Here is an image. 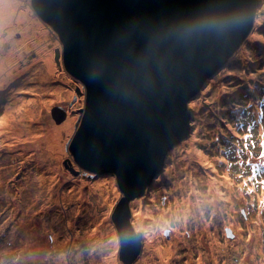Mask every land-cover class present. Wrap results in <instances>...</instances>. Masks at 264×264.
<instances>
[{
  "label": "rangeland",
  "instance_id": "rangeland-1",
  "mask_svg": "<svg viewBox=\"0 0 264 264\" xmlns=\"http://www.w3.org/2000/svg\"><path fill=\"white\" fill-rule=\"evenodd\" d=\"M51 30L30 0H0V119L24 102L7 118L29 117L30 105L35 117L22 127L39 131H22L35 143L7 136L16 126L0 127V264H124L111 219L122 198L115 177L70 171L67 146L84 98L56 63L61 45ZM47 56L54 67L48 82L41 78ZM45 87L60 91L40 93ZM56 107L67 111L60 124L51 115ZM189 111V137L131 202L132 225L143 236L134 264H264V0L247 40ZM60 127L50 142L59 136L62 148L52 152L46 134ZM160 248L170 253L163 261Z\"/></svg>",
  "mask_w": 264,
  "mask_h": 264
},
{
  "label": "water",
  "instance_id": "water-1",
  "mask_svg": "<svg viewBox=\"0 0 264 264\" xmlns=\"http://www.w3.org/2000/svg\"><path fill=\"white\" fill-rule=\"evenodd\" d=\"M30 5L60 42L57 65L81 85L75 93L84 98L82 116L67 146L70 171L115 177L122 195L111 217L119 260L134 264L143 236L132 225L131 202L145 196L171 151L189 137V103L247 40L259 0ZM51 115L57 124L67 119L62 107Z\"/></svg>",
  "mask_w": 264,
  "mask_h": 264
},
{
  "label": "bare ground",
  "instance_id": "bare-ground-1",
  "mask_svg": "<svg viewBox=\"0 0 264 264\" xmlns=\"http://www.w3.org/2000/svg\"><path fill=\"white\" fill-rule=\"evenodd\" d=\"M27 30V29H26ZM25 30V31H26ZM29 36H32L33 37V31L32 30H30V31H27V32H25L24 34H23V39H22V42L24 41V40H26L27 39V37L29 38ZM46 46V45H45ZM41 54V53H40ZM45 64H46V67H47V71L44 73V75L43 76H41L40 74H39V77L41 76V78H42V80L43 81H49V80H51V77H47V75H48V73L50 72V70L52 69V72L54 71V67H53V65L51 64V58L49 57V56H47V62L45 61ZM22 67V66H21ZM53 79V78H52ZM42 81V82H43ZM39 82V81H38ZM44 84V83H43ZM43 84H41V86L43 85ZM35 85V84H34ZM52 91H54V94H58V92L60 91V89H56V88H51L50 89V87H45V88H41L40 90H39V92L40 93H44V92H49V93H51ZM48 97H46V98H44V99H46V101L48 100L47 99ZM51 99H54V96L52 95L51 96ZM38 106L39 107H43L42 105H44L45 103L43 102V99L41 100V99H38ZM23 104H24V102H19L16 106H18V105H20L21 107L23 106ZM12 106V105H11ZM16 106H14V107H11V108H9L8 110H6V112H5V115H3L2 117H1V119H0V127H7L8 125H12V126H16V127H18V131H13V132H9L8 134H7V136H10V135H14L15 137H17V139H25V140H34L35 138L34 137H30L29 135L28 136H25L24 137V134H23V132H27V133H29V134H34V133H36V132H39V131H31L30 129H31V127L29 128V127H27V126H25L24 128L22 127V126H24V125H26L27 123L25 122L26 120H25V118H28V119H30L29 120V123L31 122V117H35V110H34V108L32 107L31 108V106L30 105H26V107H28V108H30L29 109V113H28V116L29 117H24V118H22V119H20V120H18L17 119V117H18V115H16V116H14L12 119H9V118H7V116H6V114H8V115H12V113H14V109L16 108ZM38 113H39V111H38ZM41 113V112H40ZM43 113V112H42ZM3 114V113H2ZM41 118V117H40ZM41 121V120H40ZM21 127V128H20ZM64 127V126H63ZM63 127H60L59 129H54V130H51V131H49L47 134H46V136H47V139L49 140L46 144L47 145H49V149L51 148V151L53 152L54 151V149L55 150H58V151H60L61 150V148H62V146H60V144H59V136H58V140L56 141V140H51V142H50V138H51V136H54V134H55V132L57 133V134H61V131L64 129ZM66 127V126H65ZM68 127V126H67ZM23 128V129H22ZM61 128H63V129H61ZM53 129V128H52ZM66 129V128H65ZM33 130V129H32ZM23 131V132H22ZM34 141H36V139L34 140ZM35 143H37V141L35 142ZM57 143V145L55 146V144ZM47 148V149H48ZM202 157V156H201ZM200 157V161H201V159L203 158H201ZM97 187H99V186H97ZM73 206V205H72ZM97 229V228H96ZM97 231V230H96ZM98 233V232H97ZM89 236V235H88ZM118 236V235H117ZM85 239H87V238H85ZM95 240V239H94ZM105 242V241H104ZM89 243H90V241H89ZM170 252H173V249H172V251H170ZM149 253V252H148ZM170 255V253H169V251L167 250V249H163V248H160L159 249V256H160V258H161V260L163 261L165 258H167L168 256ZM145 263L146 264H150V262H147V261H145ZM100 264H115V261L114 260H110V259H106V260H103Z\"/></svg>",
  "mask_w": 264,
  "mask_h": 264
},
{
  "label": "clouds",
  "instance_id": "clouds-1",
  "mask_svg": "<svg viewBox=\"0 0 264 264\" xmlns=\"http://www.w3.org/2000/svg\"><path fill=\"white\" fill-rule=\"evenodd\" d=\"M77 84V83H76ZM79 85V84H78ZM79 86H81V85H79ZM84 102V101H83Z\"/></svg>",
  "mask_w": 264,
  "mask_h": 264
},
{
  "label": "flooded vegetation",
  "instance_id": "flooded-vegetation-1",
  "mask_svg": "<svg viewBox=\"0 0 264 264\" xmlns=\"http://www.w3.org/2000/svg\"><path fill=\"white\" fill-rule=\"evenodd\" d=\"M96 177H98V176H96Z\"/></svg>",
  "mask_w": 264,
  "mask_h": 264
},
{
  "label": "trees",
  "instance_id": "trees-1",
  "mask_svg": "<svg viewBox=\"0 0 264 264\" xmlns=\"http://www.w3.org/2000/svg\"><path fill=\"white\" fill-rule=\"evenodd\" d=\"M193 128V127H192Z\"/></svg>",
  "mask_w": 264,
  "mask_h": 264
}]
</instances>
